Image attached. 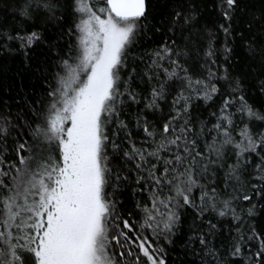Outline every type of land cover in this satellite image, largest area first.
I'll return each mask as SVG.
<instances>
[{
	"label": "snow or ice",
	"instance_id": "snow-or-ice-1",
	"mask_svg": "<svg viewBox=\"0 0 264 264\" xmlns=\"http://www.w3.org/2000/svg\"><path fill=\"white\" fill-rule=\"evenodd\" d=\"M0 264H264V0H0Z\"/></svg>",
	"mask_w": 264,
	"mask_h": 264
},
{
	"label": "trees",
	"instance_id": "trees-1",
	"mask_svg": "<svg viewBox=\"0 0 264 264\" xmlns=\"http://www.w3.org/2000/svg\"><path fill=\"white\" fill-rule=\"evenodd\" d=\"M21 68L20 58L0 62V105L6 103L13 111L40 95V82ZM177 258V252H171L169 264Z\"/></svg>",
	"mask_w": 264,
	"mask_h": 264
}]
</instances>
